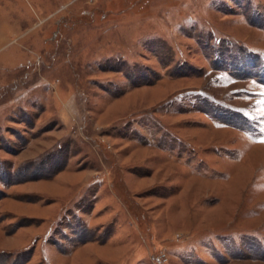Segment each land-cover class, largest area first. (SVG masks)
<instances>
[{"label": "rangeland", "instance_id": "obj_1", "mask_svg": "<svg viewBox=\"0 0 264 264\" xmlns=\"http://www.w3.org/2000/svg\"><path fill=\"white\" fill-rule=\"evenodd\" d=\"M0 264H264V0H0Z\"/></svg>", "mask_w": 264, "mask_h": 264}]
</instances>
